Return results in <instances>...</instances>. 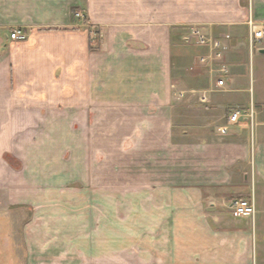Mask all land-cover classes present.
I'll return each mask as SVG.
<instances>
[{"label":"crops","instance_id":"crops-1","mask_svg":"<svg viewBox=\"0 0 264 264\" xmlns=\"http://www.w3.org/2000/svg\"><path fill=\"white\" fill-rule=\"evenodd\" d=\"M249 20L264 22V0H0V264H103L102 252L70 250L72 200L102 195L104 147L152 156L187 106L191 130L201 106L253 114L175 144L189 181L149 191L144 212L158 220L146 227L158 231L142 264H264V44L250 43ZM16 27L26 39L8 40ZM193 27L221 40V58L198 63L210 51ZM247 69L258 84L248 105L236 86ZM238 195L253 216L206 208Z\"/></svg>","mask_w":264,"mask_h":264},{"label":"rangeland","instance_id":"rangeland-1","mask_svg":"<svg viewBox=\"0 0 264 264\" xmlns=\"http://www.w3.org/2000/svg\"><path fill=\"white\" fill-rule=\"evenodd\" d=\"M236 86L242 88L237 93L242 95L247 105L250 100L253 101V95L257 94L258 84L252 74L250 78L248 69L245 78ZM199 108L203 112L197 122L202 123L200 124L202 130H197V128L191 130L190 123L194 114L190 112L192 111L190 106L180 109L177 112L178 115L176 114L177 117L172 116V130L168 133L167 146L152 148V156L143 157L145 154L142 156L141 147L125 146L113 153L110 146L104 147L107 155L103 157L102 165L97 166L102 179L96 181L102 189H97V192L101 191L102 195L92 194V190L88 189L85 198L79 197L78 199L77 196L71 202L70 227H66L62 232L64 236L68 235L72 240L70 250L102 252L103 264H142L141 253L144 240L146 236L152 237L158 231L156 228L146 227L149 220L151 223L158 220L157 212H150V217L144 212L150 202L149 191L151 190L152 194H150L153 199L155 190L159 186L170 187L189 181L183 180L182 174H176V171L181 169L174 162L175 144L182 140H191L192 133L199 137V140H208L212 135L211 132L216 133L217 124L219 125L221 121H218L220 117L222 120L225 119L234 109L229 107L219 117L211 118L205 113H210L212 116V112H206L203 106ZM207 117H209L208 121H206ZM176 121H182V124H176ZM181 130H185L183 131L185 134ZM110 153L113 154L112 157ZM114 159L117 162L112 163L111 160L114 161ZM142 190L147 192L148 198L145 203ZM240 198L245 199L244 196L238 195L228 198L222 204L210 201L206 203V208L215 212L222 211L229 218H234L235 215L226 208V205ZM77 207H80V211ZM29 216L26 211L22 212L23 220L28 219ZM111 252H118L117 260L110 259L108 253ZM115 255L113 253V256Z\"/></svg>","mask_w":264,"mask_h":264},{"label":"built area","instance_id":"built-area-1","mask_svg":"<svg viewBox=\"0 0 264 264\" xmlns=\"http://www.w3.org/2000/svg\"><path fill=\"white\" fill-rule=\"evenodd\" d=\"M77 17H82L81 13H76ZM249 28V40L250 43L260 45L264 44V22L256 23L252 20L247 22ZM27 37V32L23 28H13L8 33V40H24ZM227 37V36H226ZM190 38H193L195 44L206 46L209 48L210 54L203 55L198 58V63L200 65H205L207 62H213L221 58L222 51L224 47L221 45V40L214 38L210 34H207L198 27H193ZM222 72L226 73L225 69H221ZM221 85V81H217ZM199 101L206 103L208 102L205 94L199 96ZM253 110L249 109L248 111L244 109L236 108L229 115L226 123L219 128L221 134H225L231 125H234L240 121L243 117L252 118ZM209 205H213L209 203ZM226 208L237 217H251L254 215L255 208L254 204L247 199H234L229 204L226 205Z\"/></svg>","mask_w":264,"mask_h":264},{"label":"water","instance_id":"water-1","mask_svg":"<svg viewBox=\"0 0 264 264\" xmlns=\"http://www.w3.org/2000/svg\"><path fill=\"white\" fill-rule=\"evenodd\" d=\"M260 52L264 53V49L260 50Z\"/></svg>","mask_w":264,"mask_h":264}]
</instances>
